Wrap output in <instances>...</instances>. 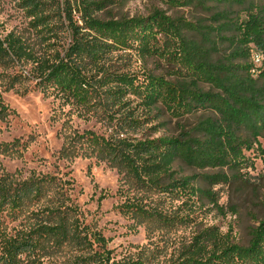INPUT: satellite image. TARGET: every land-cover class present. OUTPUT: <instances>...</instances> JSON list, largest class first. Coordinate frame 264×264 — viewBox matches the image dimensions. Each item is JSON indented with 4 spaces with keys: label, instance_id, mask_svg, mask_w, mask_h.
I'll return each mask as SVG.
<instances>
[{
    "label": "rangeland",
    "instance_id": "rangeland-1",
    "mask_svg": "<svg viewBox=\"0 0 264 264\" xmlns=\"http://www.w3.org/2000/svg\"><path fill=\"white\" fill-rule=\"evenodd\" d=\"M42 1L28 5V0H0V38L14 34L32 50V62L70 64L79 81L75 90L59 91L35 76L34 63L0 66L4 72L0 100L6 109L0 118V173L21 181L33 175L54 178L38 201L2 212L3 230L31 231L46 222L48 208L60 203L69 221L107 239L115 260L142 256L157 264H173L191 237L210 226L249 247L252 231L264 221V127L256 122L253 132L224 121L183 93L225 97L217 85L200 80L191 65L241 63L249 69L234 73L237 80L247 75L252 80L246 87L250 92L244 93L264 103V46L256 43L253 35L259 33L248 25L250 17L264 8V0H245L244 5L206 3L211 12L178 0H93L91 13L82 5L87 0ZM217 13L237 19L241 28L232 31L227 19L215 18ZM180 19L198 24V30L226 28L222 33L235 42L220 41L212 32V43L189 44L196 50H187L183 41L200 42L201 32L177 24ZM259 36L264 38V33ZM66 77H62L65 83ZM144 92L158 97L151 101ZM186 102L199 108L190 109ZM128 112L148 118L147 122L138 127L128 124L124 119ZM210 126L229 129L233 140L198 129ZM132 137H179L184 144L197 140L200 145L191 144L195 152H219L230 163L198 168L177 158L172 169L195 177L192 184L208 196L199 191L160 192L137 183L128 169L117 166L118 153L107 147L118 148ZM73 145L74 152L61 153ZM76 252L62 247L54 257L66 261ZM254 261L264 264V254Z\"/></svg>",
    "mask_w": 264,
    "mask_h": 264
},
{
    "label": "trees",
    "instance_id": "trees-1",
    "mask_svg": "<svg viewBox=\"0 0 264 264\" xmlns=\"http://www.w3.org/2000/svg\"><path fill=\"white\" fill-rule=\"evenodd\" d=\"M23 1L26 3V0ZM28 1H30L28 5H42L43 2L42 0ZM178 1H182L186 5L195 4L197 7H202V11L205 12H211L210 8L205 6L206 3L210 2L218 4L230 3L232 5H244L246 3L245 0ZM93 4H95L93 0L82 2L84 11L91 13ZM31 7L29 8L31 9ZM260 9L262 10L254 13L248 22V25L254 26V29L259 34L264 33V8ZM219 17L227 19L226 22L229 23L227 26L232 31L235 32L241 28V25L236 22L237 19L233 21L230 16L217 13L215 18L218 19ZM182 20L180 19L177 24L180 23L188 27V29L201 32L200 42L193 43L192 39L183 41V45L186 46L185 49L187 50H196V48L190 47L189 44L203 47L205 44L212 43V34H210L212 32H217L216 35L218 39L220 38V41H228L231 44L235 42L233 38H228L222 33L223 29L226 28L214 30L213 27H207V29L198 30L196 29L198 24ZM149 26L151 25L149 24ZM170 26L172 32L176 30L172 23H169ZM176 27L179 30V26ZM259 34L253 35L254 39L259 46H264V38L259 36ZM216 47H214V51L218 50V47ZM140 50L141 52L147 51L148 48ZM33 58L32 50L15 38L14 34L9 33L0 38V66L8 63L14 64L15 61L34 63L35 66L32 67H34L35 76L46 87L55 86L59 91H63L65 88L75 90L74 84L79 79L72 74L70 64H54L49 63L45 59H41L39 62H32ZM191 68L194 69L192 71L196 72L200 80L210 81L221 88L226 98L223 95L203 94L197 91L183 93L184 95H191L190 99L195 101V103L201 104L200 106L203 107V110L208 108L217 112L223 117L224 121L245 126L253 132H255L256 122L261 127H264V103L258 102L254 97H248L244 93V91L250 92L251 90L246 88L251 84V77L247 75V77L237 80L234 74L244 70L248 71L249 67L247 65L241 63L226 64L221 61L203 64L194 62ZM65 74L68 76L66 77ZM0 75H4V72H0ZM63 76L66 77V83L62 80ZM144 93L145 95L143 96L150 97L151 101H155L158 97L157 94ZM181 99H183L182 96L176 98L175 103L180 102ZM232 101L236 104L232 103ZM183 104L193 110L199 108L198 105L192 102ZM4 111H6L5 106L0 100V118ZM134 115L133 112L124 114V119L128 124L138 127L147 122L148 118ZM198 129L208 131V134H212L211 136H215L217 139L222 137L226 141L233 140V133L227 128L210 126L209 129ZM191 144L200 145L197 140L184 144L179 137H159L154 140H141L132 137L125 138L118 148L113 149L112 145H107V147L110 146L114 154L118 153L119 163H117V166L128 169L137 183L158 189L160 192L191 195L199 191L208 196L207 192L202 188L195 187L192 184L195 177L181 176L183 174L173 170V162L179 158L189 165H197L196 167L198 168L229 164L230 162L226 160V156L220 155L219 152L209 155L203 152H195ZM218 144L223 147L222 143ZM204 146H210V144H205ZM66 150L68 151V148ZM75 150L76 147L73 145L72 150L64 152L62 149L61 153L68 155ZM108 153H110L109 150ZM199 155L202 156L201 160L196 158ZM199 177L207 178L206 176ZM53 181V176L47 174L33 175L28 180L21 181L8 172H1L0 217L7 208H19L26 201H38L41 199ZM124 205L120 206L121 211L125 210L123 208ZM61 207L59 203L54 207L48 208L49 217L46 222L41 223L31 231L7 234L1 227L0 220V264H157L142 256L115 260L112 250L107 247V239L101 233L91 231L87 226H82L77 221H69L66 210H61ZM252 232L253 239L250 240L249 247L243 248L239 246V243L231 241L227 234L221 233L216 226L205 227L191 237L190 243L182 250V256L173 264H255V257L260 253L264 254V221H261L259 226ZM67 246L78 252L74 254L73 260L60 261L57 257H54L59 249Z\"/></svg>",
    "mask_w": 264,
    "mask_h": 264
}]
</instances>
